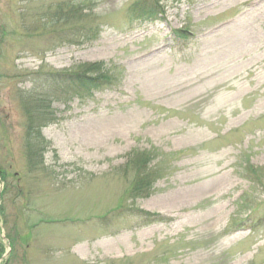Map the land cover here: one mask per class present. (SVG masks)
Listing matches in <instances>:
<instances>
[{
    "label": "rangeland",
    "instance_id": "1",
    "mask_svg": "<svg viewBox=\"0 0 264 264\" xmlns=\"http://www.w3.org/2000/svg\"><path fill=\"white\" fill-rule=\"evenodd\" d=\"M82 1L0 0V264H264V0ZM95 62L30 158L19 91Z\"/></svg>",
    "mask_w": 264,
    "mask_h": 264
},
{
    "label": "trees",
    "instance_id": "2",
    "mask_svg": "<svg viewBox=\"0 0 264 264\" xmlns=\"http://www.w3.org/2000/svg\"><path fill=\"white\" fill-rule=\"evenodd\" d=\"M82 3V0H78V2H74V4L67 7L60 6L59 12L49 16L48 26L51 29H54L61 24L75 23L78 27L79 23H82L86 18L91 16L89 15L90 13L85 12L86 8H84V4ZM134 12L138 15V19L149 21H154L160 14L159 10L155 11L154 7L151 5L145 8L139 7L135 9ZM84 37L89 40L87 36ZM78 39L79 38H77V43ZM81 39L84 38L81 37ZM114 76V71L102 62L86 64L77 72L68 74L38 72L37 78L40 79V81H37V84L39 87H33L28 91H19L22 102L21 104L26 112L28 120V125L26 127V145L27 153L30 158H32L34 153V148H32L31 145V143H33L31 136H37L42 127H45L48 123L53 121L49 105L46 104V102H48L46 101V98L49 97L46 88L49 85L55 89L54 95H58V98H72L74 96L82 97L83 94H91L94 90L112 85ZM1 77L2 75L0 74V79ZM0 182L5 183V188L2 192L4 196L7 193L6 190L9 188V185L2 170H0ZM143 182L145 183V180L138 183V188L141 187V183ZM147 192L148 191L143 192L142 190L141 195H146ZM146 218L150 222L159 219L158 216L149 213H146Z\"/></svg>",
    "mask_w": 264,
    "mask_h": 264
}]
</instances>
